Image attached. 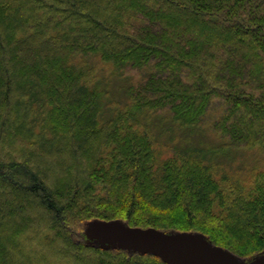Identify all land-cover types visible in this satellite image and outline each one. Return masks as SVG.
<instances>
[{
    "label": "trees",
    "instance_id": "obj_1",
    "mask_svg": "<svg viewBox=\"0 0 264 264\" xmlns=\"http://www.w3.org/2000/svg\"><path fill=\"white\" fill-rule=\"evenodd\" d=\"M87 56L142 70L123 105ZM173 130L184 137L160 157ZM232 150L253 154L239 161L248 184L223 169ZM261 153L264 0H0V264H167L88 242L92 220L251 257L264 249Z\"/></svg>",
    "mask_w": 264,
    "mask_h": 264
},
{
    "label": "rangeland",
    "instance_id": "obj_2",
    "mask_svg": "<svg viewBox=\"0 0 264 264\" xmlns=\"http://www.w3.org/2000/svg\"><path fill=\"white\" fill-rule=\"evenodd\" d=\"M83 60L94 67V72L97 78L103 81V85L107 86L108 91V99L112 102H120L121 105L125 102L124 88L129 83L136 80L137 76L141 74L142 70L138 75L136 73L131 72L129 75L124 77L119 76V74L114 71V68L111 67L110 64L103 63L98 60L97 57L87 56ZM152 119L155 121V117L151 115ZM150 118V119H151ZM207 127L203 126L202 132L205 136L207 143L205 146H210L213 142L218 141V139L214 136L210 130L206 129ZM160 129L159 121H156L153 126V131L157 133ZM175 135L179 138L184 135L181 131L173 130L170 132L162 133L160 137H158L157 144V153H160V157H167L168 154H171V148L169 143V134ZM196 135V132H195ZM194 135V136H195ZM184 137V136H183ZM178 139V138H176ZM205 139H202L204 141ZM176 143V142H175ZM199 145V144H198ZM240 154L236 150L228 151V160L232 164H228L227 159L221 158L220 162L225 165L223 169L228 171L229 173H233L236 177H240L241 179L246 180V184H248L249 177L252 176L250 171H241L238 167L240 164L239 161H248L251 162L254 160L252 152L250 150L241 151ZM244 152V153H243ZM262 155L260 154L259 165L264 169V159L262 160ZM239 162V163H238ZM228 164V165H227ZM242 167V166H241ZM246 167H243L245 169ZM144 231V232H143ZM156 232L160 233V235H166L156 230ZM182 232V233H181ZM86 235V239L88 242L97 243V244H107L111 246H119L124 245L127 241H140V243H144L145 246L152 248L156 253L162 247L163 243L157 234L147 232V229L137 230V229H129L122 221H104V220H92L86 223L85 230L83 231ZM181 242H192L195 246L201 248L203 252H205V263L204 264H244L245 262L252 261L255 258L264 254V249L261 252H254V254L249 256H244L239 253L232 252L230 250H225L219 248L221 246L212 245L208 241L204 240V237L198 234H190L189 232L180 231L175 235H168Z\"/></svg>",
    "mask_w": 264,
    "mask_h": 264
},
{
    "label": "water",
    "instance_id": "obj_3",
    "mask_svg": "<svg viewBox=\"0 0 264 264\" xmlns=\"http://www.w3.org/2000/svg\"><path fill=\"white\" fill-rule=\"evenodd\" d=\"M144 232V231H143ZM147 232L155 233L160 237L163 243L160 250L157 253L150 247L140 243V241H127L129 246L138 248L142 251L151 252L157 254L167 264H204L205 263V252L201 248L195 246L192 242H181L173 239L168 235H160L156 230L147 229ZM249 264H264V254L258 258L253 259Z\"/></svg>",
    "mask_w": 264,
    "mask_h": 264
},
{
    "label": "flooded vegetation",
    "instance_id": "obj_4",
    "mask_svg": "<svg viewBox=\"0 0 264 264\" xmlns=\"http://www.w3.org/2000/svg\"><path fill=\"white\" fill-rule=\"evenodd\" d=\"M249 262H251V260ZM249 262H245L244 264H249Z\"/></svg>",
    "mask_w": 264,
    "mask_h": 264
}]
</instances>
